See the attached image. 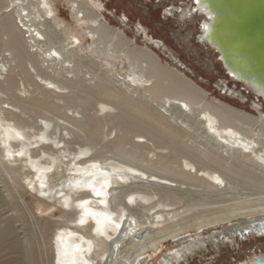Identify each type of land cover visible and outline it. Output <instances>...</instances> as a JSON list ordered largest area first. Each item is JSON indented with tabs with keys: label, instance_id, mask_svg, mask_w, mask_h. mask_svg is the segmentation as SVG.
I'll list each match as a JSON object with an SVG mask.
<instances>
[{
	"label": "bare ground",
	"instance_id": "1",
	"mask_svg": "<svg viewBox=\"0 0 264 264\" xmlns=\"http://www.w3.org/2000/svg\"><path fill=\"white\" fill-rule=\"evenodd\" d=\"M59 1L69 7L68 25L55 0H0V177L19 175L38 201L74 216L25 235V217L8 214L19 202L12 208L11 192L0 188V264H42L44 244L48 264L158 256L180 264L208 244L220 248L223 234H264V119L208 101L184 73L103 20L95 0ZM204 11L186 0L165 14L199 15L197 40L215 51ZM140 26L146 40L169 49ZM237 189L246 191L241 200ZM192 231L196 238L162 254Z\"/></svg>",
	"mask_w": 264,
	"mask_h": 264
},
{
	"label": "rangeland",
	"instance_id": "2",
	"mask_svg": "<svg viewBox=\"0 0 264 264\" xmlns=\"http://www.w3.org/2000/svg\"><path fill=\"white\" fill-rule=\"evenodd\" d=\"M95 1L101 5V11L99 13L103 15V20L112 28L124 33L132 41V44L138 47L152 49L159 62L171 69L173 68L178 72L181 71L184 73L186 77L202 88L208 101L229 103L233 108L243 110L251 115L254 114L264 119V99L258 96L254 89L252 90L246 84L243 85L241 82H237L228 76L223 63L219 60L217 51L198 42L197 36L200 33V28L197 25L200 16H190L191 19L182 20L178 17V14L176 15L177 17H170L165 14L167 7L170 8L177 5L183 7L186 4V0ZM54 6V8H57L59 14L62 15V20L68 25L71 22L68 11L69 7L59 0H55ZM140 25L146 29L154 41L164 42L169 49L163 47L158 49L156 45L146 40L145 32ZM96 60L100 62V60ZM117 66L115 72L120 74V76L124 75L121 65ZM28 88L30 89L31 87ZM230 90H236V92L242 90L243 94L231 93L232 96ZM255 102L259 105V110L255 108ZM116 111L118 112V110ZM116 121V118L113 119V123ZM52 126L54 127L55 123ZM121 129L118 133L119 135L127 134L128 136H132V129ZM156 151L159 154H163L168 153L169 150L157 148ZM0 167L2 166L0 165ZM0 188L3 190L9 189V192H11L10 194L12 195L10 196L6 195L7 192L4 194L7 196L12 208L15 207L16 201L17 203L19 202L20 209L18 212L11 211L8 214L17 219L25 217V221L21 219L18 223V225L23 227L21 231L25 235L33 236L36 234L37 226L39 227V225L47 229H53L56 224H64L74 216V212H63L58 203L52 204L47 201H38L37 196L27 192L24 188L19 175H13L11 177L6 175L1 176ZM262 189L264 190V187ZM237 192L240 193L234 199H243V194L246 191L237 189ZM37 203L40 204V210L36 208ZM43 208H49L50 210L42 213L41 210H44ZM220 231H222L221 228ZM212 232H205L203 235L206 237ZM196 235H198V232L192 231L176 241L171 240L166 242L162 248V254L164 255L168 250H172L178 247V245L182 248L185 242L196 238ZM220 237L222 239L220 248L216 249L208 244L207 249L202 250V253L195 254L180 264H239V262L243 261L249 263V260L253 262L256 257L264 258V234L261 232H246L244 235L239 234L234 238V241L232 240L233 237L228 233ZM43 250L44 257L41 263L48 264L50 257L49 247L44 244ZM158 257L154 259L147 257L144 262L150 261L148 264H159L161 257Z\"/></svg>",
	"mask_w": 264,
	"mask_h": 264
},
{
	"label": "water",
	"instance_id": "3",
	"mask_svg": "<svg viewBox=\"0 0 264 264\" xmlns=\"http://www.w3.org/2000/svg\"><path fill=\"white\" fill-rule=\"evenodd\" d=\"M224 66L264 99V0H199ZM250 84V85H249ZM239 262V264H245ZM248 264H264V258Z\"/></svg>",
	"mask_w": 264,
	"mask_h": 264
},
{
	"label": "snow or ice",
	"instance_id": "4",
	"mask_svg": "<svg viewBox=\"0 0 264 264\" xmlns=\"http://www.w3.org/2000/svg\"><path fill=\"white\" fill-rule=\"evenodd\" d=\"M197 3H199V0H197ZM205 28H207V26H205ZM95 166V165H94ZM217 183H222V181H217ZM95 191V190H94ZM102 193L101 192H99V191H95V195H97V196H100ZM88 201L87 200H85L84 201V203L86 204ZM116 227L118 228L119 227V225L117 224L116 225Z\"/></svg>",
	"mask_w": 264,
	"mask_h": 264
}]
</instances>
